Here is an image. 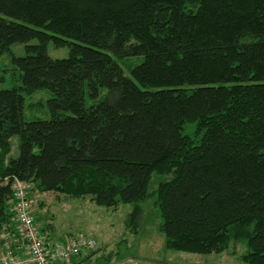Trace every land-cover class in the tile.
<instances>
[{
	"label": "trees",
	"instance_id": "obj_1",
	"mask_svg": "<svg viewBox=\"0 0 264 264\" xmlns=\"http://www.w3.org/2000/svg\"><path fill=\"white\" fill-rule=\"evenodd\" d=\"M50 42L68 56L51 58ZM5 53L0 254L18 179L30 194L130 203L132 232L153 197L166 248L217 253L243 240L241 259L264 264V0H0ZM131 56L143 59L129 76L118 60ZM39 89L53 93L49 117L27 121L25 96ZM153 174L169 178L148 192Z\"/></svg>",
	"mask_w": 264,
	"mask_h": 264
},
{
	"label": "rangeland",
	"instance_id": "obj_2",
	"mask_svg": "<svg viewBox=\"0 0 264 264\" xmlns=\"http://www.w3.org/2000/svg\"><path fill=\"white\" fill-rule=\"evenodd\" d=\"M35 42L36 40L30 41ZM10 49L15 55L25 53L22 43L12 44ZM68 51L67 46L56 47L51 42L47 45V53L51 58L67 57ZM142 59V56H131L118 62L124 74L130 76L131 65ZM10 66L8 54L0 56V88L12 86ZM104 93L105 90H101L99 99ZM52 95L48 89H39L26 95L23 118L27 121L48 118L46 100ZM85 102L86 105L92 103L87 94ZM193 130L194 125L186 126L187 133L191 134ZM17 144L18 136H12L10 156L17 155ZM168 178L167 175L153 174L148 183V192L154 191L160 181ZM31 200V210L34 211L37 224L42 227L49 223L52 227L53 233L48 236L51 243L77 234L90 235L96 240L93 249L63 264H247L241 259L246 253L243 240L231 239L227 249L217 253L200 254L166 248L164 234L158 229L160 216L153 197H148L141 203L140 225L135 232L130 231L125 224L127 214L132 210L130 203H121L117 209H112L95 204L89 196L66 198L53 191H34Z\"/></svg>",
	"mask_w": 264,
	"mask_h": 264
},
{
	"label": "built area",
	"instance_id": "obj_3",
	"mask_svg": "<svg viewBox=\"0 0 264 264\" xmlns=\"http://www.w3.org/2000/svg\"><path fill=\"white\" fill-rule=\"evenodd\" d=\"M12 188L15 230L11 231L6 226L2 229L0 264H63L96 246L92 236L83 234L68 236L54 243L46 240L31 210L29 184L15 179Z\"/></svg>",
	"mask_w": 264,
	"mask_h": 264
},
{
	"label": "crops",
	"instance_id": "obj_4",
	"mask_svg": "<svg viewBox=\"0 0 264 264\" xmlns=\"http://www.w3.org/2000/svg\"><path fill=\"white\" fill-rule=\"evenodd\" d=\"M63 197H66V196H63ZM67 198V197H66ZM46 228L45 230H44V232H43V234L44 235H46L47 237L49 236H51V233H53V231H52V227L50 226V224L49 223H47V224H45L44 226H42V227H40V228Z\"/></svg>",
	"mask_w": 264,
	"mask_h": 264
},
{
	"label": "bare ground",
	"instance_id": "obj_5",
	"mask_svg": "<svg viewBox=\"0 0 264 264\" xmlns=\"http://www.w3.org/2000/svg\"><path fill=\"white\" fill-rule=\"evenodd\" d=\"M13 196V195H12Z\"/></svg>",
	"mask_w": 264,
	"mask_h": 264
}]
</instances>
